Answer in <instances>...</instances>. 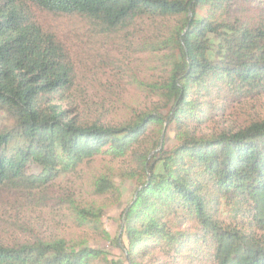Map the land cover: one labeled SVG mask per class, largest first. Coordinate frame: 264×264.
I'll list each match as a JSON object with an SVG mask.
<instances>
[{
    "label": "trees",
    "instance_id": "obj_1",
    "mask_svg": "<svg viewBox=\"0 0 264 264\" xmlns=\"http://www.w3.org/2000/svg\"><path fill=\"white\" fill-rule=\"evenodd\" d=\"M233 2L0 0V189L44 187L99 154L121 156L145 147L152 128L167 121L179 143L149 161L159 146L152 141L146 153V181L122 215L127 245L117 243L127 261L142 264L136 259L159 253L171 264H264V120L202 132L222 109L219 100L264 94V22L223 20ZM31 7L87 17L105 34L140 20H179L162 107L114 126L54 105L55 96L73 86V68ZM33 166L37 172L29 175ZM93 188L101 196L114 190L104 177ZM76 215L79 227L100 232L101 209L80 207ZM0 264L122 263L101 249H72L57 239L20 246L0 241Z\"/></svg>",
    "mask_w": 264,
    "mask_h": 264
},
{
    "label": "rangeland",
    "instance_id": "obj_2",
    "mask_svg": "<svg viewBox=\"0 0 264 264\" xmlns=\"http://www.w3.org/2000/svg\"><path fill=\"white\" fill-rule=\"evenodd\" d=\"M262 5L260 0H235L223 11L222 18L250 25L264 22ZM30 13L43 31L55 37L73 68V86L62 96H55L54 105L82 120H100L114 126L162 107L165 101L159 95L170 83L172 59L177 57L171 38L179 20H140L121 31L105 34L84 16L54 15L32 7ZM203 14L204 10L198 11L199 16ZM218 102L222 109L203 129L204 134L233 131L252 121L264 120V94L240 100L228 96ZM3 124L11 126L6 121ZM152 129L147 146H137L121 156L99 154L44 187L34 184L1 188L0 241L20 246L62 239L69 248L101 249L110 258L130 264L119 247L122 242L127 245L122 229L123 212L146 181L147 159L151 161L161 149H174L180 138L167 121ZM152 141L159 142V146L146 159ZM36 172L37 167L33 166L29 175ZM99 177L111 183L112 193L101 196L94 192ZM80 207L102 210L100 232L77 225L76 212ZM136 261L171 264L159 253Z\"/></svg>",
    "mask_w": 264,
    "mask_h": 264
}]
</instances>
